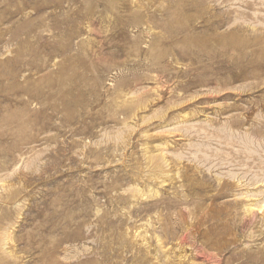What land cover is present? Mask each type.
<instances>
[{
  "label": "rangeland",
  "instance_id": "374dc122",
  "mask_svg": "<svg viewBox=\"0 0 264 264\" xmlns=\"http://www.w3.org/2000/svg\"><path fill=\"white\" fill-rule=\"evenodd\" d=\"M0 264H264V0H0Z\"/></svg>",
  "mask_w": 264,
  "mask_h": 264
}]
</instances>
